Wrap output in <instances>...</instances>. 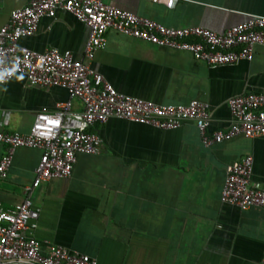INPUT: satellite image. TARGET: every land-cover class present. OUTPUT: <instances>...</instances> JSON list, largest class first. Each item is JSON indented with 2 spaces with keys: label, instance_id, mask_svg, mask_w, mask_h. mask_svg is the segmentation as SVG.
I'll return each instance as SVG.
<instances>
[{
  "label": "crops",
  "instance_id": "0c3cea01",
  "mask_svg": "<svg viewBox=\"0 0 264 264\" xmlns=\"http://www.w3.org/2000/svg\"><path fill=\"white\" fill-rule=\"evenodd\" d=\"M27 0H0V27ZM110 5L168 28L202 27L223 33L247 15L264 16V0H107ZM89 29L59 11L42 18L20 45L32 51H69L120 94L157 104L197 100L210 110L208 133L224 131L227 100L264 93V47L251 61L211 67L185 51L106 33V45L84 57ZM70 102L60 87L31 86L23 75L0 85V130L29 132L35 115ZM92 130L101 140L97 155L79 154L71 177L41 183L29 194L41 151L19 148L0 177V208L13 210L26 198L39 211L34 237L43 252L52 246L87 255L97 264H262L264 212L221 202L227 169L253 159L251 181L264 188V138L234 136L204 147L192 121L160 130L111 118ZM5 146L0 144V159Z\"/></svg>",
  "mask_w": 264,
  "mask_h": 264
},
{
  "label": "built area",
  "instance_id": "2783aa9c",
  "mask_svg": "<svg viewBox=\"0 0 264 264\" xmlns=\"http://www.w3.org/2000/svg\"><path fill=\"white\" fill-rule=\"evenodd\" d=\"M157 1L169 6L176 0ZM59 11L71 14L88 27L89 37L84 47V57L88 60L96 50L105 47L109 29L156 47L188 52L196 61L211 67L251 61L255 47H264L262 15H247L243 22L216 33L202 27H164L113 7L107 0H27L0 27V74H3L0 85L19 74L31 86L63 88L81 103L78 112L71 110L70 102L59 104L54 111H39L26 134L0 130V144L5 146L0 177L6 176L17 149L41 151L34 180L25 188L27 194L43 182L71 177L77 155L99 154L101 140L92 128L111 118L160 130H174L184 121H192L204 147L234 136L264 138V93L229 98V126L209 134L207 103L193 100L186 105L157 104L126 96L69 51L36 52L20 45L21 39L35 34L42 18H53ZM252 167L250 156L228 167L220 197L223 204L240 210L258 207L264 212V188L252 183ZM38 217L39 211L29 198L13 210L0 208V264H97L87 255L62 247L52 246L43 252L34 237Z\"/></svg>",
  "mask_w": 264,
  "mask_h": 264
},
{
  "label": "clouds",
  "instance_id": "9594fccd",
  "mask_svg": "<svg viewBox=\"0 0 264 264\" xmlns=\"http://www.w3.org/2000/svg\"><path fill=\"white\" fill-rule=\"evenodd\" d=\"M11 73H9V75H10ZM3 80V74H0V81H2Z\"/></svg>",
  "mask_w": 264,
  "mask_h": 264
}]
</instances>
